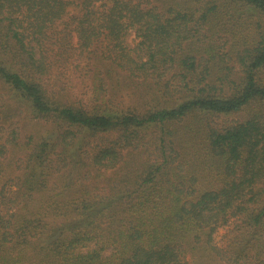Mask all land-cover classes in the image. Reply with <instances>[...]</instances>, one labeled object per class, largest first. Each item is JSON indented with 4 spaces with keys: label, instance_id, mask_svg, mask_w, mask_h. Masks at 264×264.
Instances as JSON below:
<instances>
[{
    "label": "trees",
    "instance_id": "obj_1",
    "mask_svg": "<svg viewBox=\"0 0 264 264\" xmlns=\"http://www.w3.org/2000/svg\"><path fill=\"white\" fill-rule=\"evenodd\" d=\"M0 105V264H264V0H0Z\"/></svg>",
    "mask_w": 264,
    "mask_h": 264
},
{
    "label": "rangeland",
    "instance_id": "obj_2",
    "mask_svg": "<svg viewBox=\"0 0 264 264\" xmlns=\"http://www.w3.org/2000/svg\"><path fill=\"white\" fill-rule=\"evenodd\" d=\"M133 35V34H132ZM131 35L130 37V47L134 46L135 44H133V42L131 41L133 36ZM77 64H81V66L78 69H75L74 67ZM85 63L81 62L80 59H77L75 61V64L73 65H69L66 64L65 67L61 68V69H55V71L53 72L51 78H50V82L52 84H54L55 86H60L61 88H66V90H64V92H68L70 93V96L76 98V99H80L82 101L84 100H88L89 98H91V94L90 90H88V83H86V81L83 79V77L85 79H87L86 77V67H84ZM124 100L127 99V94H125V96L123 97ZM130 104H134L135 102L130 99L129 100ZM3 107L0 105V112H2ZM250 109H245L244 111L234 114V115H222V116H216L215 117V121L218 123H220L221 125H228L231 124L233 122H237V121H243L247 118L248 114H250ZM27 120H30L29 118H24L23 115L15 117L14 119H9L8 120V125L13 122V121H18V125H22L25 126L26 123H28ZM42 123L39 125V128L43 127ZM109 139L114 138V136H108ZM24 152L25 150L23 148H17L15 151H13V153L9 154V159L12 158H22L24 157ZM230 237V232L228 229H222L219 231V233L216 235V239H215V243L216 245H218L219 247H223L226 246L227 241ZM224 264V263H221Z\"/></svg>",
    "mask_w": 264,
    "mask_h": 264
}]
</instances>
